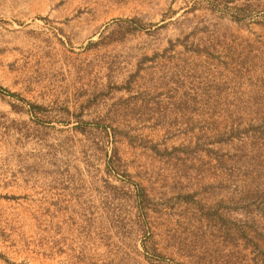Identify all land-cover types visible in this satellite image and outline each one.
<instances>
[{
  "label": "rangeland",
  "instance_id": "374dc122",
  "mask_svg": "<svg viewBox=\"0 0 264 264\" xmlns=\"http://www.w3.org/2000/svg\"><path fill=\"white\" fill-rule=\"evenodd\" d=\"M0 87V264H264V0H0Z\"/></svg>",
  "mask_w": 264,
  "mask_h": 264
},
{
  "label": "trees",
  "instance_id": "16d2710c",
  "mask_svg": "<svg viewBox=\"0 0 264 264\" xmlns=\"http://www.w3.org/2000/svg\"><path fill=\"white\" fill-rule=\"evenodd\" d=\"M228 6V5H226ZM247 9L243 6H238V7H235V12L231 14V17L235 20V21H242L246 15H247ZM3 88L0 87V91H2ZM13 96H17V94L15 93H11ZM31 109L32 110H39V109H42V106L40 105H36V104H31Z\"/></svg>",
  "mask_w": 264,
  "mask_h": 264
}]
</instances>
